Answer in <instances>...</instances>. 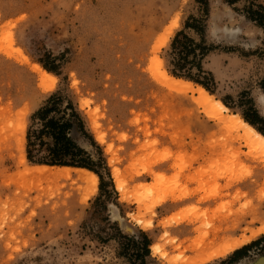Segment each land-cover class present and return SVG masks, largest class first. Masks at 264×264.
Instances as JSON below:
<instances>
[{
  "label": "rangeland",
  "instance_id": "rangeland-1",
  "mask_svg": "<svg viewBox=\"0 0 264 264\" xmlns=\"http://www.w3.org/2000/svg\"><path fill=\"white\" fill-rule=\"evenodd\" d=\"M256 4L264 0H209L208 11L198 0H0V264H133L136 248L123 235L140 242L142 232L151 240L147 264L264 260L262 158H239L197 93L162 83L164 68L173 75L177 33L199 41L185 25L205 24L213 49L202 64L215 78L209 92L229 103L228 114L243 117L254 105L264 117V24ZM36 63L56 75L52 90ZM53 94L84 117L88 136L69 135L94 160L105 159L97 165L104 187L99 177L91 195L75 171L43 189L10 182L25 168L32 117ZM231 239L245 243L208 257Z\"/></svg>",
  "mask_w": 264,
  "mask_h": 264
},
{
  "label": "trees",
  "instance_id": "trees-1",
  "mask_svg": "<svg viewBox=\"0 0 264 264\" xmlns=\"http://www.w3.org/2000/svg\"><path fill=\"white\" fill-rule=\"evenodd\" d=\"M198 1L205 5L208 11L209 0ZM227 1L233 3L235 0ZM256 6L258 10H255V13L258 17L255 18L259 23L264 24V6L262 4H256ZM185 28L194 29L200 35V40L191 37L185 30L179 31L171 45L169 71L177 77L194 81L213 93L215 78L210 71L204 69L202 64L203 59L213 49V45L206 44L205 24L195 25L187 21ZM223 102L229 106L225 99ZM241 113L247 122L264 135V128L260 125V122L264 124V117L254 105L243 109ZM32 120L33 124L27 132V157L31 162L87 168L99 175L101 189L104 187V176L97 165L105 164V159L94 160L92 155L69 135L71 130H74L85 137L88 136L84 117L73 101H65L63 96L53 94L47 100V104L33 115ZM90 140L93 145L96 144L95 141ZM123 236L131 239L136 248L135 256L139 262L133 264H147L146 257L151 253L149 248L151 240L148 236L142 232L140 242L127 235ZM244 249L245 247L236 250L232 256L236 257ZM234 259L231 258V260Z\"/></svg>",
  "mask_w": 264,
  "mask_h": 264
},
{
  "label": "bare ground",
  "instance_id": "bare-ground-1",
  "mask_svg": "<svg viewBox=\"0 0 264 264\" xmlns=\"http://www.w3.org/2000/svg\"><path fill=\"white\" fill-rule=\"evenodd\" d=\"M175 26L170 27L168 32L170 35L173 33V29L175 28ZM157 62L159 65H163V60L157 59ZM33 68L39 74L42 85H44L46 89L52 90L54 88L56 75L53 72L44 69V67L37 63L33 66ZM162 77V83L167 87V89L169 88L171 91H191L193 93H197L195 101L207 107L209 113L211 114V119L216 120L214 124V131H217L218 133L223 132V134L228 132V138L231 139V144H234V146L233 144L231 145V148L236 151L239 158H244L249 161L258 160L257 158H262L261 164H258V168L261 172L264 173V135L260 131H258L253 125L247 122L241 115L228 114L229 107L222 100L216 99L203 86L196 84L195 82L170 75L165 68L163 69ZM97 139L100 142H103L102 136L98 135ZM225 140H228L227 136ZM228 144H230V142H228ZM228 144H226V146H228ZM221 147L224 148V146ZM244 148H246L247 151H245ZM219 150L221 151V149H218V152H220ZM21 155V160L25 164V168L23 170H19L16 173L15 177H10V182L13 184L14 188H18L24 191L30 190L31 187L43 189L47 184H49V182L56 179H61L62 177L71 178L73 176L72 171H75V180L78 183L82 184L84 188L88 189V195H91L98 190L99 176L94 171H91L87 168H74L70 166L59 167L49 166L45 164L28 165L26 163L27 157L25 148L22 149ZM113 177L115 178L117 190L123 191L125 186L120 180L121 175H119V172L116 169H114L113 171ZM262 230L264 232V228ZM230 241V243L227 242L228 244L220 246V249L215 251V253L217 252L216 254L214 253L215 255L212 254L208 257L211 258L216 256H223L226 253L237 249L243 243H245V241L243 242L237 239H231ZM151 249L154 253H158L161 251L160 246L156 244L151 245ZM161 254L162 253H160L161 257L165 256ZM259 264H264V260H261Z\"/></svg>",
  "mask_w": 264,
  "mask_h": 264
}]
</instances>
